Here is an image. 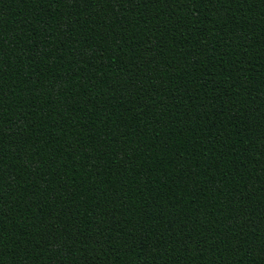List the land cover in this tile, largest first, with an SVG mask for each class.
Listing matches in <instances>:
<instances>
[{
  "label": "trees",
  "instance_id": "trees-1",
  "mask_svg": "<svg viewBox=\"0 0 264 264\" xmlns=\"http://www.w3.org/2000/svg\"><path fill=\"white\" fill-rule=\"evenodd\" d=\"M0 264H264V0H0Z\"/></svg>",
  "mask_w": 264,
  "mask_h": 264
}]
</instances>
